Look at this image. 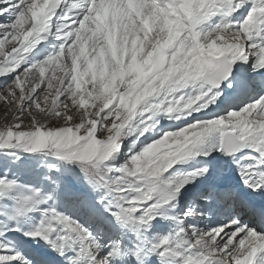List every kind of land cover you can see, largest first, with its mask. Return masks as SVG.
I'll use <instances>...</instances> for the list:
<instances>
[{
	"label": "snow or ice",
	"instance_id": "1",
	"mask_svg": "<svg viewBox=\"0 0 264 264\" xmlns=\"http://www.w3.org/2000/svg\"><path fill=\"white\" fill-rule=\"evenodd\" d=\"M0 264H264V0H0Z\"/></svg>",
	"mask_w": 264,
	"mask_h": 264
},
{
	"label": "rangeland",
	"instance_id": "2",
	"mask_svg": "<svg viewBox=\"0 0 264 264\" xmlns=\"http://www.w3.org/2000/svg\"><path fill=\"white\" fill-rule=\"evenodd\" d=\"M2 110H3V106L0 105V113H2Z\"/></svg>",
	"mask_w": 264,
	"mask_h": 264
}]
</instances>
